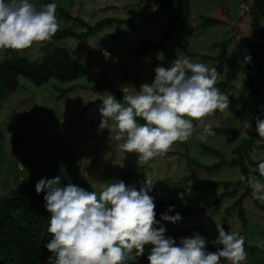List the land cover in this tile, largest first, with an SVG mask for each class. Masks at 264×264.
Here are the masks:
<instances>
[{"label": "rangeland", "instance_id": "1", "mask_svg": "<svg viewBox=\"0 0 264 264\" xmlns=\"http://www.w3.org/2000/svg\"><path fill=\"white\" fill-rule=\"evenodd\" d=\"M253 0H191L190 16L184 27H178L170 36L163 50H158L147 58H135L133 48L141 40L156 42L168 24L167 14L145 0H55L56 16L60 28L73 32H87L81 24L63 19L60 11L72 18L77 17L87 26L95 27L105 19L123 20L122 24L112 22L102 24L84 38L63 36L50 41L34 43L30 48L19 52L0 50V61L11 55H25L31 61H40L56 48H65L71 57L81 64L88 63L95 72H103L120 92L113 94L122 100L123 94H135L143 83H151L152 67L147 63L155 58L164 60L168 67L175 59L185 58V52L199 53L206 58L189 56L194 63H204L216 68L214 58L219 48L214 43L229 40L227 57L223 69H217V82L227 81L232 89L223 93L229 95V110H217L203 119L186 142H175L163 156L155 157L147 163H140L145 176L156 180L150 195L158 199L171 200L175 208L186 209L178 224L165 225L166 233L188 230L185 236L199 233L209 241L217 235L215 224H222L228 230L244 237L246 264H264V202L252 198L248 181L238 188L236 197L225 198L218 206L215 197L222 191L213 186H198L218 181L236 182L242 176L236 167L203 170L190 167L180 154H187L198 162L211 166L216 157L202 149V145L219 150L226 158H232V150L245 138L253 136L261 139L253 128L246 129L240 119L229 120L233 111L240 105L246 94L243 82V57L248 52L247 44L261 42L249 27V9ZM39 10L41 4L53 0H31ZM217 18L226 22L221 25L201 26L202 18ZM145 23L139 24L141 20ZM264 25V23H263ZM108 51L105 56L101 51ZM261 69H264V56H258ZM124 73L127 75L124 76ZM228 76H232L228 79ZM11 97L3 101L0 108L1 161L0 197L7 196L10 190L20 187L32 179L61 175L64 181L85 182L91 191L99 193L105 183L118 179L117 171L122 164L124 153L111 139L107 129L98 132L100 114L97 109L108 91L93 87L85 79L62 84L49 80L35 87L26 80ZM79 87L62 94L67 87ZM121 89H126L121 91ZM264 109V93L258 101ZM194 123V122H193ZM197 122L194 123V125ZM203 124L227 130L239 129L235 141L228 143V137L215 134L205 140L199 139ZM263 143L264 141L257 142ZM255 157V159H254ZM253 161L264 159V150L252 156ZM144 177L140 176V185ZM91 185H95L91 188ZM248 190L242 206L247 222L243 226L237 212L226 215V209ZM184 194V202L177 198ZM186 202V203H185ZM261 206V207H260ZM208 245V244H207ZM249 248H254L250 254ZM137 264H140L137 261Z\"/></svg>", "mask_w": 264, "mask_h": 264}, {"label": "clouds", "instance_id": "2", "mask_svg": "<svg viewBox=\"0 0 264 264\" xmlns=\"http://www.w3.org/2000/svg\"><path fill=\"white\" fill-rule=\"evenodd\" d=\"M56 8L55 0L41 4L39 10L31 0H0V50L19 52L50 41L60 28ZM240 62L250 63L251 55ZM216 82V68L187 57L175 59L169 67L159 65L151 83L141 84L135 94L117 100L107 92L97 109V130L107 129L111 139L120 142L121 152L135 153L147 163L163 156L175 142L188 141L205 117L229 110V95ZM253 119L261 138L257 142L264 141V109ZM251 127L252 123L245 124L246 129ZM214 135L211 125L203 124L199 139ZM254 171L259 178L250 173L248 187L254 200L264 202V159L258 160ZM155 181L144 175L137 190L123 180H110L97 193L63 184L61 175L37 180L34 190L37 195L44 193L51 235L44 244L51 253L45 264H137L146 246L148 264H246L244 237L226 232L222 224H215L217 235L211 241L199 233L166 235L162 222L178 224L182 216L174 213L175 205H169L156 219L155 197L150 195ZM177 198L184 202L183 193ZM209 243L215 251L206 249Z\"/></svg>", "mask_w": 264, "mask_h": 264}, {"label": "trees", "instance_id": "3", "mask_svg": "<svg viewBox=\"0 0 264 264\" xmlns=\"http://www.w3.org/2000/svg\"><path fill=\"white\" fill-rule=\"evenodd\" d=\"M155 5L159 10L167 14L168 24L166 29L156 42L148 40L139 41L133 48L135 58H147L158 50H163L166 42L178 27H184L190 16L191 0H145ZM63 19L66 21H74L81 24L87 32L76 33L70 29L57 31L53 38H61L63 36H71L75 38H84L89 32L98 29L102 24H111L115 22L122 24L123 20L105 19L99 22L95 27L87 26L85 22L77 17H71L64 11H60ZM249 27L261 39V42L247 44L248 52L251 55V62L243 66V82L245 95L242 96L240 105L233 111L229 120L240 119L242 124L251 125L255 130L256 116L260 115L261 108L258 101L264 93V69L258 62V56H264V0H253L249 9ZM141 20L139 24L145 23ZM226 22L217 18H202L201 26H216ZM178 47L185 52V56H194L196 58H206L207 56L199 53H188L184 46L177 44ZM229 40L220 43H214L213 46L219 48L218 55L214 58L217 61L216 69L221 72L227 57V47ZM162 65L168 67L164 60L152 58L147 66L152 68V77H154V68ZM126 74L124 73V76ZM127 77V75H126ZM232 76H228L230 79ZM85 79L93 84L94 88L108 91L111 94L120 96V92L114 87L113 83L106 77L103 72H95L88 63H77L65 48H56L47 53L40 61H31L25 55H11L0 61V108L8 97H11L15 91L21 86V80H26L39 87L49 80H55L59 83L66 84L73 81ZM232 79V78H231ZM79 86H71L62 89V94L68 93ZM216 87L221 92L232 89V84L227 81L216 82ZM138 122H143L137 118ZM194 123L196 121H193ZM215 134L225 135L228 137V143L235 141L239 135V129L227 130L220 127H211ZM202 131V130H201ZM2 132L0 130V159H1V140ZM202 149L211 156L218 159L211 166L198 162L195 158L187 154H180L186 159V163L190 167H197L203 170L224 168H238L242 179L236 182L218 181L212 183H204L200 185H190V189L198 186H213L221 188L222 191L215 197L214 205L218 206L225 198H235L238 188L244 181H248L250 173L259 178L258 173L254 171L256 163L252 156H256L264 150L263 143H257L253 136L243 139L233 150L232 158H226L219 150L209 146L202 145ZM124 153V152H123ZM1 161V160H0ZM135 153H124L121 166L117 171L118 179L123 180L126 185H134L137 190L140 187V176L144 177L146 173L143 171ZM50 178V177H47ZM39 179H32L23 183L20 187L10 190L9 194L0 197V264H45L51 253L44 248V244L48 242L51 235L47 232L49 214L44 208V200L42 192L37 195L34 186ZM264 182V181H262ZM63 184L73 183L87 191H91L85 182L64 181ZM248 190L240 195L229 208L226 209V215L237 212L238 219L241 220L243 226L247 222L244 214L242 202L248 195ZM169 205H173L171 200L158 199L155 200L156 219H159L161 213H164ZM261 207V206H260ZM264 210V207H261ZM189 209L174 208V213L181 216L186 215ZM172 213V214H174ZM165 225L167 222H162ZM188 230H181L176 233H166L173 238L184 237ZM178 242V241H177ZM246 247V245H244ZM208 251H215L212 244L206 245ZM250 254L254 253V248H249ZM148 254V246L145 248L143 256L137 258L140 264H148L146 257ZM227 264V262H225Z\"/></svg>", "mask_w": 264, "mask_h": 264}, {"label": "built area", "instance_id": "4", "mask_svg": "<svg viewBox=\"0 0 264 264\" xmlns=\"http://www.w3.org/2000/svg\"><path fill=\"white\" fill-rule=\"evenodd\" d=\"M101 53H102L103 55H105V56H109V55H110V53H109L108 51L106 52V51H104V50H102Z\"/></svg>", "mask_w": 264, "mask_h": 264}]
</instances>
